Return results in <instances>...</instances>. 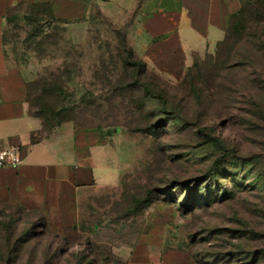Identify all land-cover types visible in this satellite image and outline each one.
Listing matches in <instances>:
<instances>
[{"label": "rangeland", "instance_id": "rangeland-1", "mask_svg": "<svg viewBox=\"0 0 264 264\" xmlns=\"http://www.w3.org/2000/svg\"><path fill=\"white\" fill-rule=\"evenodd\" d=\"M254 7L232 50L195 56L180 78L147 66L171 107L148 105L155 133L130 129L144 120L124 61L133 12L95 5L65 21L10 10L4 49L27 83L34 138L66 156L76 130L109 131L122 168L59 229L0 204V264H264V8Z\"/></svg>", "mask_w": 264, "mask_h": 264}, {"label": "crops", "instance_id": "crops-1", "mask_svg": "<svg viewBox=\"0 0 264 264\" xmlns=\"http://www.w3.org/2000/svg\"><path fill=\"white\" fill-rule=\"evenodd\" d=\"M245 0H0V141L20 146V163L0 166V204L42 214L55 228L73 224L83 195L113 183L121 173L120 152L97 128L74 132L70 154L58 155L48 141H32L36 122L30 114L22 73L4 49L8 13L18 4H48L54 18L79 20L96 5L106 15L133 12L126 39L134 55L159 76L180 78L195 56L213 50L229 18ZM117 157V158H116ZM114 160L116 161H113ZM116 165L117 175L97 176Z\"/></svg>", "mask_w": 264, "mask_h": 264}, {"label": "trees", "instance_id": "trees-1", "mask_svg": "<svg viewBox=\"0 0 264 264\" xmlns=\"http://www.w3.org/2000/svg\"><path fill=\"white\" fill-rule=\"evenodd\" d=\"M253 5H255L253 10H257L262 7L264 8V0L244 1L240 10L229 18L225 36L223 37L222 40H220L216 44L215 48L217 49L216 50L217 53L223 50H232L234 48V42L236 40V36L239 34L240 28L242 27V23L248 21ZM40 7H44V9L42 11L35 12L34 13L35 16H40L44 18L46 17L50 19L54 18L48 4H43ZM123 45L127 51L126 56L124 57V61L128 66V68L132 69V77L134 79L133 85H137L139 89H141L142 91L141 94L138 95L136 101L133 102V104L136 105H133L132 107L134 109L139 110L142 113V118L144 120L139 125L132 127L130 129L132 131L155 133L156 126H154L151 120L154 117L156 109L154 108V106L148 107V105L153 103L159 109L158 110L159 112L168 113V110L171 109V107L168 102L166 91L162 87L160 78H158L156 74L149 73L147 71L146 62L143 61L142 59L137 58L134 55L132 48L126 47L124 42ZM230 53L231 51H229V54ZM186 70L190 71V67H187ZM26 88H27V83H26ZM31 140L34 142L40 139L34 138L32 134ZM38 215H40L46 222V218L44 215L42 214H38Z\"/></svg>", "mask_w": 264, "mask_h": 264}, {"label": "built area", "instance_id": "built-area-1", "mask_svg": "<svg viewBox=\"0 0 264 264\" xmlns=\"http://www.w3.org/2000/svg\"><path fill=\"white\" fill-rule=\"evenodd\" d=\"M20 146L0 141V166H16L20 163Z\"/></svg>", "mask_w": 264, "mask_h": 264}, {"label": "water", "instance_id": "water-1", "mask_svg": "<svg viewBox=\"0 0 264 264\" xmlns=\"http://www.w3.org/2000/svg\"><path fill=\"white\" fill-rule=\"evenodd\" d=\"M107 134H110V132L108 131Z\"/></svg>", "mask_w": 264, "mask_h": 264}]
</instances>
